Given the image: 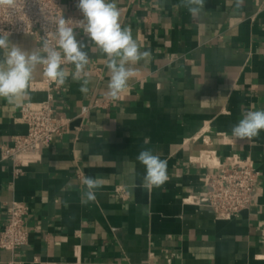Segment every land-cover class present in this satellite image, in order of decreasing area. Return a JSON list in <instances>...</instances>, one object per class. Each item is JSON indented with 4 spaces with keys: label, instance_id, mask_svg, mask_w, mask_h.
Segmentation results:
<instances>
[{
    "label": "crops",
    "instance_id": "obj_1",
    "mask_svg": "<svg viewBox=\"0 0 264 264\" xmlns=\"http://www.w3.org/2000/svg\"><path fill=\"white\" fill-rule=\"evenodd\" d=\"M64 3L66 15L84 18L78 0ZM116 3L122 27L151 56L131 66L128 91L115 101L106 96L105 55L79 30L90 61L86 94L71 74L48 92L41 67L35 71L22 104L50 97L67 131L19 176L0 159V232L12 201L26 207L27 232L24 246L0 250V264H264V130L251 139L231 134L245 111L264 110V0L240 8L236 0H205L196 17L182 0ZM9 40L27 51L39 45L27 35ZM18 110L0 98V146L25 134ZM144 149L167 161L160 187L142 186L136 158ZM207 152L222 163L249 158L259 173L251 206L231 220L193 201L211 173L202 166ZM85 177L106 180L86 204Z\"/></svg>",
    "mask_w": 264,
    "mask_h": 264
},
{
    "label": "clouds",
    "instance_id": "obj_2",
    "mask_svg": "<svg viewBox=\"0 0 264 264\" xmlns=\"http://www.w3.org/2000/svg\"><path fill=\"white\" fill-rule=\"evenodd\" d=\"M18 0H0V7L15 8ZM205 0H182L183 6L193 16H199ZM243 0H236V7L240 8ZM78 9L84 19L79 26L106 57L105 64L110 72V80L106 96L111 100H119L128 91V81L135 75L131 66L141 60L150 58L149 51H141L140 45L133 38L129 27H122L121 10L116 0H78ZM87 47L78 41L74 28L61 17L57 21L53 39L42 40L41 48L24 50L12 44L9 34L0 35V50H3V59H0V98L9 104L20 106L29 98L28 89L33 75L38 67H42L43 75L58 87L65 84L69 75L76 81H82L80 92H88L90 73L86 70L89 64ZM74 65V71L63 67ZM264 130V110H248L242 115L239 122L232 128V136L239 139L257 137ZM145 168L143 187H160L167 180V161L153 153L151 149L141 150L136 158ZM86 191L81 193V203L96 200V190L105 186L103 178L85 177L82 181ZM68 184L66 188H71ZM62 188V191L66 190ZM65 203V207H67Z\"/></svg>",
    "mask_w": 264,
    "mask_h": 264
},
{
    "label": "built area",
    "instance_id": "obj_3",
    "mask_svg": "<svg viewBox=\"0 0 264 264\" xmlns=\"http://www.w3.org/2000/svg\"><path fill=\"white\" fill-rule=\"evenodd\" d=\"M65 11L64 0H18L15 8L0 7V35L31 36L39 43V49L44 38L53 39L61 17L68 21L74 32L79 30L86 35L79 26V21L84 18L66 15ZM41 73L43 89L48 92L57 89L58 86L43 75L42 67ZM85 112L84 107L81 115ZM18 113V122L25 126V134L13 137L10 146H0V159L11 163L14 176L21 175L22 168L38 160L41 148H48L67 131V120L55 116L50 97L39 103L21 104ZM202 157L203 168L211 173L203 179L204 194L193 201L208 206L219 220L236 218L252 204L259 177L253 162L249 158L233 156L222 163L212 152ZM25 214L26 207L22 203L12 201L7 205L5 226L0 232V250L12 254L26 244ZM7 264L21 263L10 260Z\"/></svg>",
    "mask_w": 264,
    "mask_h": 264
}]
</instances>
